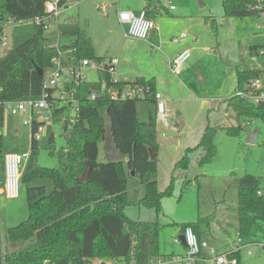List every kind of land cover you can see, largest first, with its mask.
I'll list each match as a JSON object with an SVG mask.
<instances>
[{
  "label": "trees",
  "instance_id": "1",
  "mask_svg": "<svg viewBox=\"0 0 264 264\" xmlns=\"http://www.w3.org/2000/svg\"><path fill=\"white\" fill-rule=\"evenodd\" d=\"M146 1L148 9L154 0ZM253 1L221 0L223 16H256L249 9ZM44 2L0 0V35L7 22L21 23L43 15ZM60 5L66 8V1L61 0ZM57 33L60 39L67 40L58 48L44 37L43 29L36 26L29 39L0 57V103L40 96L45 74L53 67L52 59L57 57L58 51L72 50L74 60L105 62L94 54L90 39L77 25L70 22L58 24ZM259 75L260 72L236 70L237 90ZM130 84L147 85L155 91L153 85L143 79L113 84L107 71H99L97 81L66 84V90L77 102L78 110L71 129L67 130L66 124L62 127L68 138L59 157L60 166L57 169L40 167L36 160L37 142L31 138L30 156L21 175V183L26 187L28 216L6 230L8 242H25L27 245L17 251L3 253L0 242V264H43L45 261L48 264H91L94 260L146 264L159 257L157 222L133 221L124 214V160L127 169L140 177L144 187L143 207L159 212L160 199L168 192L158 191L156 159L150 160L149 151L157 153L158 150L155 112L149 115L146 122H140L136 114L138 100L112 101L106 95L112 88ZM92 93L104 94V97L100 95L98 99L91 100L89 96ZM48 96L51 101V93ZM228 104L236 120L235 127L226 129L229 135L237 134L245 123L252 120L264 122V105H253L236 97L230 98ZM62 109L64 107L58 109V113ZM104 114L112 121L115 145L125 156L121 162L108 163L99 159L104 138ZM3 115L0 107V126ZM213 132L214 129L207 125L201 136L198 146L204 153L200 164L208 161L213 153ZM191 150L185 152L175 168H187ZM4 153L0 138V183L3 180ZM87 166V181L80 183V176ZM41 180H50L53 189L48 192L45 186L34 184ZM235 186L237 206L234 230L241 239H248L258 224L264 228V190L259 187V179L252 175L237 179ZM211 221L210 216L200 218L194 224L181 226L180 232L190 227L197 235L200 227L208 230ZM233 256L239 260L238 253Z\"/></svg>",
  "mask_w": 264,
  "mask_h": 264
},
{
  "label": "rangeland",
  "instance_id": "2",
  "mask_svg": "<svg viewBox=\"0 0 264 264\" xmlns=\"http://www.w3.org/2000/svg\"><path fill=\"white\" fill-rule=\"evenodd\" d=\"M65 1L67 3L66 8L61 9L58 17L50 19L49 27L43 30L44 37L52 44L62 45L67 42L66 39L59 38L57 25L65 23L71 18L72 24L90 33V37L93 38L94 42L101 45L105 41L109 30L113 31L115 10H126L136 6V0ZM201 1L206 3L207 8L216 15L217 24L221 26L222 21L225 19L221 0ZM240 21L245 23L242 30L248 33L254 19L246 17ZM35 31L36 26L31 22H7L3 27V35L7 39V46L0 48V57L9 49L29 39ZM262 33L264 35V32ZM225 34L230 37L224 38V41L222 40L220 55L223 58L226 54H230L232 57L234 49L231 43L234 37L237 36V31L228 27ZM130 57L140 62V65L146 60L139 50H137V54L133 53L131 56L129 54V59ZM262 58L261 62L264 63V56ZM222 69L224 68L222 67ZM85 74L89 81L96 79V73L93 71H86ZM178 78L182 81L180 75H178ZM196 79H198L197 76ZM222 79L225 82L226 78L222 77ZM176 96H179V94ZM203 96L208 97L207 101L203 103L200 101H184L179 104L178 101L172 100L169 105L165 103L168 115L167 121L176 130L166 129L160 122L155 120L158 145L157 153H155L157 154V189L161 193L168 190L160 199L159 212L141 205L144 197V187L140 182V177L136 174L131 175L132 172L127 169L126 161H123L126 175L125 216L133 221L157 222L159 226V257L154 260H167L172 256H184L183 247L174 243V239L179 236L181 226L194 224L198 219L209 216L212 217L210 228L205 230L206 232L202 237L204 240L210 241L217 250L223 249L226 243L232 241L233 236L234 239L236 238L233 230L230 229L235 226L236 221L237 196L235 181L245 175H252L259 179V187L264 190V122L252 120L245 123L248 124L251 130L258 129L255 143L247 144L245 142L246 135L242 130L235 135H229L226 132V128L235 126V120L233 119V121L227 123V119L223 118V113L226 112L224 109L225 103L221 104L218 101L217 92L211 90ZM64 105L62 102H56L54 110L61 109ZM154 109L155 105H151L144 100H138L136 103L138 120L146 122L148 113H154ZM177 110L180 113L177 114ZM230 114L232 115L230 111L226 112V115ZM43 115L47 117L48 112L43 111ZM61 115L69 119L75 118L72 106L66 105V108L64 107L60 114H53L44 124V131L37 141L36 160L40 167L57 169L60 166L59 157L66 147ZM177 119H180L185 126L181 128L177 123ZM207 125L214 129L212 136L213 153L208 161L200 164L204 152L198 145ZM0 136L2 137L1 143L4 152L12 153L29 150L31 143L30 129L22 125V119L19 117L4 113L3 123L0 126ZM188 149L192 150L188 154L187 168H175L176 163L184 157ZM34 184L45 186L48 192L53 189L50 180L36 181ZM25 189V185L20 182L18 197L15 199H7L0 193V242L3 253H11L27 245L25 242L10 243L6 240V230L24 221L28 216ZM226 225L228 236H224L223 232L219 230L226 227ZM258 227L262 226L258 224L254 227V234H257V237L261 236L263 240L261 232L257 230ZM225 237H227V240H225ZM250 250L251 254L246 251L241 252L240 264H264V251L256 246H250ZM94 261L92 262L94 263ZM105 263L112 262L106 260ZM196 264L207 263L198 261Z\"/></svg>",
  "mask_w": 264,
  "mask_h": 264
},
{
  "label": "crops",
  "instance_id": "3",
  "mask_svg": "<svg viewBox=\"0 0 264 264\" xmlns=\"http://www.w3.org/2000/svg\"><path fill=\"white\" fill-rule=\"evenodd\" d=\"M146 4V0H136V6L134 8H127L126 10L120 11L116 9L115 19L113 20V31L111 29L109 30L106 36L107 38L105 37V41L101 45L95 43L93 38L90 37V33L83 30L91 41L94 54L99 58H103L104 61L110 59L117 60L114 66V79L120 82H132L136 79H143L145 82H150L154 90L161 94L166 105H169L171 100L178 101L179 104L184 101H200L203 103L208 99L207 96L203 95L211 90H215L218 101L221 104L225 103V111L232 113V115H226V112L223 113V118L227 119V123L233 121V119L235 120V113L229 107L228 100L237 91L236 70L264 72V63L261 62L264 55L259 54L260 51L264 50V35L262 33L264 32V27L261 29L256 28L258 22L257 16L249 17L253 18L254 22L251 24L250 31L246 33L242 30L245 23L240 21L243 18H225L223 16L225 19L222 21V25L219 26L215 18L216 15L201 0H171V2L154 0L148 9H146ZM103 7L105 8V6ZM170 7H174V9H170ZM142 10H146L148 18L154 22V28L149 32L145 40L127 37L125 35L126 26L120 24L118 21L119 13L131 12L137 15ZM206 11L208 13H204ZM67 22L72 23V19H68ZM228 27L235 29L237 36L234 37L231 43L234 49L232 57L230 54H226L225 58H223L220 55L222 51L221 45L223 44L224 38L231 36V33L229 34L230 36L225 34ZM59 46L60 44L57 45V48ZM135 49L139 50L146 59L141 65L134 58L130 57L129 59V54L130 56L133 53L137 54V50ZM184 50L189 51L190 57L180 72L174 75L170 71V62L177 54ZM69 51L71 50L62 52L63 61L66 64L71 63V61H68V57L71 56ZM250 51L254 56L250 54ZM222 67L226 69L225 72ZM178 75L181 76L182 81L178 78ZM196 76L198 79H196ZM222 77L226 78L225 82ZM97 80L98 72H96V79L94 81ZM177 94L179 96H176ZM144 101L154 105V102L150 99ZM60 113L57 112V114ZM151 113H148V117ZM176 113L178 114L180 111L177 110ZM177 122L182 125L180 126L181 128L185 126L180 119H177ZM0 138L2 140L1 136ZM22 152L30 153V146L28 151ZM102 156V151L100 150V160H104ZM26 162L22 166L21 175ZM2 182L3 180L0 183V193H2L3 189ZM230 229L233 230L236 237L235 226ZM205 230L207 229L200 227L197 231L198 237L202 240H204L202 235L205 234ZM219 230L223 232L224 236H228L227 225ZM257 230L261 232L263 240L261 236L257 237V234H254V230L252 231L253 235L251 237L248 239L242 238V243L246 247L238 252L239 260L237 264H240V254L242 251L251 254L250 246H256L264 251V228L258 227ZM180 235H182L181 232L179 233ZM225 240H227V237H225ZM204 241L213 247L210 241L206 239ZM235 242L236 238L234 239L233 236L232 241L226 243L223 249L217 250L213 248L217 252H225L230 250ZM180 245L185 251V247L181 242Z\"/></svg>",
  "mask_w": 264,
  "mask_h": 264
},
{
  "label": "built area",
  "instance_id": "4",
  "mask_svg": "<svg viewBox=\"0 0 264 264\" xmlns=\"http://www.w3.org/2000/svg\"><path fill=\"white\" fill-rule=\"evenodd\" d=\"M171 2V0H164ZM61 0H45L43 15L35 16L22 22H31L43 30L49 27V21L52 18L58 17L61 9L65 8L60 5ZM174 9V7H170ZM250 10L256 13L258 22L257 29L264 27V0H254ZM120 24L126 26L125 35L130 38L145 40L149 32L154 28V22L148 18L145 10L140 11L137 15L131 12H121L118 15ZM21 22V23H22ZM184 36V35H182ZM7 39L0 35V48H5ZM57 48V45L54 44ZM72 50L69 51V54ZM63 53L58 51L57 57L52 59L53 67L45 75L42 82V93L36 98H25L20 100L6 101L0 103L3 114L7 113L10 116H16L22 119V125L30 129L31 138L38 141L43 133L44 124L53 114H57L58 110L55 109L54 101L62 102L65 105L72 106L75 114L74 119H69L61 115L63 126L66 124V129L70 130L77 116V102L66 90V84L70 82H89L85 72H105L111 76V82L117 84L118 80L114 79V66L117 63L116 59H110L104 63H97L93 60L80 59L75 62L72 56L68 57L67 63L63 61ZM260 55H264V50L260 51ZM190 53L184 50L177 54L170 62V71L176 75L180 72L186 61L189 59ZM49 93H51V101L49 100ZM102 94L92 93L89 99L95 100L101 97ZM107 97L112 101H125V100H152L155 105V119L160 122L164 128L176 130L171 127L167 121V109L165 108V101L161 95L153 91L147 85L134 84L126 85L121 88H112L107 91ZM104 97V94L102 95ZM240 98L253 105H264V72L257 78L247 82L241 90H237L231 98ZM56 98V99H55ZM47 111V117L43 115V111ZM29 152H5L2 158L3 161V189L2 194L7 199H15L18 197L19 184L21 182V170L24 162L28 160ZM182 235L185 238V255L172 256L167 260L152 259L146 264H164V263H181V264H196L198 261L207 264H237V259L233 256L238 253L242 248L246 247L242 243L241 237L237 234L236 242L233 247L225 252H217L206 241L200 239L190 227H186ZM174 243L180 244L179 238L174 239ZM112 262V261H111ZM43 264H48L45 261ZM91 264H118V263H105L103 260H96ZM120 264V263H119ZM122 264V263H121Z\"/></svg>",
  "mask_w": 264,
  "mask_h": 264
},
{
  "label": "water",
  "instance_id": "5",
  "mask_svg": "<svg viewBox=\"0 0 264 264\" xmlns=\"http://www.w3.org/2000/svg\"><path fill=\"white\" fill-rule=\"evenodd\" d=\"M104 117V138L101 146L102 151V157L103 159L110 163V162H121L124 160L125 156L122 154L116 147L113 135H112V121L109 118L107 114L103 115ZM179 124V122H177ZM179 126H182L179 124ZM242 132L246 134L245 142L247 144H254L256 141V137L258 135V129L251 130L247 126L242 127ZM68 138V135L65 136V139ZM150 153V160H154L156 158V154L152 153V151H149ZM88 172H89V166L85 168L83 173L80 176L79 182L84 183L87 181L88 178ZM134 172L131 173L133 175ZM179 240L183 246H185V238L183 235L179 236Z\"/></svg>",
  "mask_w": 264,
  "mask_h": 264
}]
</instances>
